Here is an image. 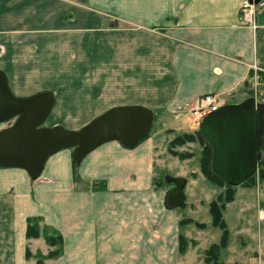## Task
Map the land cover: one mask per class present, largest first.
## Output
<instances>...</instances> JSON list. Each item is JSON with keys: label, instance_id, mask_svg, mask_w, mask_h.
<instances>
[{"label": "crops", "instance_id": "0c3cea01", "mask_svg": "<svg viewBox=\"0 0 264 264\" xmlns=\"http://www.w3.org/2000/svg\"><path fill=\"white\" fill-rule=\"evenodd\" d=\"M240 1L0 0V69L18 97L54 93L47 119L67 104L64 114L85 123L115 106L143 105L165 122L176 103L209 93L226 98L251 86L255 71L264 77V0L255 27L240 20ZM54 49L56 62L47 56ZM169 129L132 147L106 142L80 165L74 148L61 149L37 180L0 166V231H11L18 248L17 229L25 235L28 219L45 217L66 244L53 264H207L204 251L222 231L182 226L184 213L162 206L154 180ZM230 209L234 226L226 222L230 241L219 264H258L264 179L236 187L225 218ZM180 235L190 243L184 252Z\"/></svg>", "mask_w": 264, "mask_h": 264}, {"label": "water", "instance_id": "95a60500", "mask_svg": "<svg viewBox=\"0 0 264 264\" xmlns=\"http://www.w3.org/2000/svg\"><path fill=\"white\" fill-rule=\"evenodd\" d=\"M55 102L50 90L28 97L14 95L6 73L0 69V123L14 120L0 130L1 167L22 168L32 180H37L48 158L57 151L74 148L73 159L80 165L91 151L106 142L136 145L148 135L155 118L154 111L146 106L121 105L108 109L80 129L61 124L45 126ZM199 131L211 148V172L223 183L241 186L257 173L262 159L264 102L250 96L226 103L202 118ZM165 179L173 184L167 206H183L186 178L166 175Z\"/></svg>", "mask_w": 264, "mask_h": 264}, {"label": "rangeland", "instance_id": "374dc122", "mask_svg": "<svg viewBox=\"0 0 264 264\" xmlns=\"http://www.w3.org/2000/svg\"><path fill=\"white\" fill-rule=\"evenodd\" d=\"M244 0L240 1V6ZM263 0L256 5L255 11L258 12L262 5ZM104 14V11H102ZM240 20L246 24L241 18L239 10ZM247 25V24H246ZM86 39L83 40L84 43ZM91 42V40H90ZM87 43L84 48H88L91 44ZM71 50L73 47L71 46ZM70 50V52H71ZM92 50V48H90ZM48 57L56 62L59 58V53L56 49L49 51ZM257 70V68H255ZM251 86H247L242 91L232 92L226 98L218 97L221 103L225 102H240L244 100L245 96H254L258 101L264 100V77L260 73H254L251 78ZM71 84L70 80H65L64 84ZM79 94H82V98L86 99L85 91L80 90ZM140 96V95H138ZM70 104L59 106L57 111L54 112L49 119H47L43 125L53 126L61 124L65 127H79L85 125V122L71 121L70 116L64 114L66 111L71 110ZM80 107H74V110ZM195 104L189 102H179L174 104L170 108L169 113H163L164 117L169 121L161 122L158 116L155 114L153 127L150 129L152 134L156 129L168 127L170 128L168 133L165 131L164 139H160V144H164L163 149L159 147V157L155 165V176L154 180L159 185V190L163 192L161 198L164 208L166 207V199L170 189L173 187L172 183L166 181V175L181 176L186 178L187 183L185 186L186 200L183 206L176 207L178 211L184 213V219H189L191 227L198 229H204L210 227L216 233H220L221 229L214 227L212 224V216L210 213V203L217 201L218 205H224V210L230 201L225 202L226 198H229V194L233 192L236 187L229 186L225 183H221L216 180V176L212 177L207 172H211L210 161L211 156L208 154V148L210 146L202 138L199 131V124L201 122V116L195 113ZM80 110V109H79ZM98 116V115H97ZM61 120V122L56 121ZM13 119L8 120L0 124V128L7 127L13 123ZM88 123V122H87ZM78 128V129H79ZM1 130V129H0ZM149 134V133H148ZM171 134V135H170ZM179 136V137H178ZM176 142L174 143L175 139ZM179 140V141H178ZM181 140V141H180ZM160 146V145H159ZM211 150V148H210ZM262 159L261 164L257 173L252 177L260 178V171L264 168V135H263V146H262ZM75 165V164H74ZM209 167V168H208ZM213 174V173H212ZM80 181V180H78ZM84 181H81V183ZM83 185V184H82ZM80 185V186H82ZM79 186V187H80ZM92 185H90L91 187ZM238 187V186H237ZM222 203V204H221ZM174 209V208H170ZM190 216V217H188ZM225 222L228 221L232 226L234 223L231 219V209L225 214ZM183 219V220H184ZM30 220V221H29ZM182 222V221H181ZM202 223L204 227H199L197 224ZM182 226L188 224H182ZM29 225L38 232V237H28L27 230ZM194 228V231H196ZM25 235L22 229H17L16 233L19 235L20 241L16 243L18 248L12 247L9 242V237L13 233L6 230L3 233L0 231V264H53L63 254L65 248L64 238L61 232L49 224L43 216H32L28 219L24 228ZM24 236V237H23ZM8 237V239H7ZM186 238V237H185ZM187 246L190 244L186 238ZM195 244L194 241H192ZM210 247V246H209ZM52 253V254H51ZM205 259V251L203 254ZM205 261V260H204ZM207 264H214L212 260Z\"/></svg>", "mask_w": 264, "mask_h": 264}, {"label": "trees", "instance_id": "16d2710c", "mask_svg": "<svg viewBox=\"0 0 264 264\" xmlns=\"http://www.w3.org/2000/svg\"><path fill=\"white\" fill-rule=\"evenodd\" d=\"M178 137H176L174 143L176 142ZM208 154H209V156H211L210 148H208ZM207 172L212 177L214 176L212 173L209 172V169H208ZM215 178H216V180H218L221 183H223L217 177H215ZM258 179H264V168L260 171V178H258ZM255 182H256V178H253V179L251 178L249 181H247L243 185L244 186H250V185L254 184ZM234 194H235V188L233 189V192L228 195L229 198L227 197L225 202L231 201L234 198ZM223 212H224V205L223 204L222 205H218L216 200L212 201L210 203V213H211V216H212V224H213L214 227H218V228L221 229L222 235H221V239H220L219 243H213V244L210 245V247H208L205 250V259L204 260H205L206 263H208V262H210L212 260V262L214 264H219L221 253H222V251H224L227 248V246L229 244L230 232H229L228 226H227V224L225 222ZM189 222H190L189 219H184V220H182L181 223L185 225V224H189ZM197 225L199 227H201V228L204 227V224H202V223H198ZM26 233H27L28 237H38L39 236L38 232L36 230H34L30 225H29L28 230H27ZM186 248H187L186 238L183 235H180V237H179V252H184L186 250Z\"/></svg>", "mask_w": 264, "mask_h": 264}, {"label": "built area", "instance_id": "2783aa9c", "mask_svg": "<svg viewBox=\"0 0 264 264\" xmlns=\"http://www.w3.org/2000/svg\"><path fill=\"white\" fill-rule=\"evenodd\" d=\"M255 8L256 4L251 0H244L240 6L241 18L246 22V24L253 27H255ZM218 97V95L213 93L198 97L193 103L195 104V113L200 115L202 118L207 113L217 110L222 105ZM258 264H264V259L259 261Z\"/></svg>", "mask_w": 264, "mask_h": 264}, {"label": "bare ground", "instance_id": "6f19581e", "mask_svg": "<svg viewBox=\"0 0 264 264\" xmlns=\"http://www.w3.org/2000/svg\"><path fill=\"white\" fill-rule=\"evenodd\" d=\"M144 138H145V137H144ZM144 138H143V139H144ZM143 139H142V140H143ZM142 140H141V141H142ZM137 144H138V143H137ZM137 144H136V145H137ZM134 146H135V145H134Z\"/></svg>", "mask_w": 264, "mask_h": 264}]
</instances>
